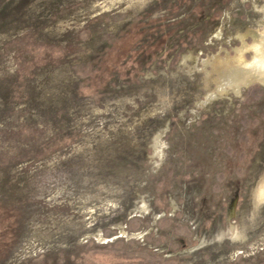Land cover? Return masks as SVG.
<instances>
[{
    "label": "rangeland",
    "instance_id": "1",
    "mask_svg": "<svg viewBox=\"0 0 264 264\" xmlns=\"http://www.w3.org/2000/svg\"><path fill=\"white\" fill-rule=\"evenodd\" d=\"M256 38L264 0H0V264H264Z\"/></svg>",
    "mask_w": 264,
    "mask_h": 264
},
{
    "label": "bare ground",
    "instance_id": "2",
    "mask_svg": "<svg viewBox=\"0 0 264 264\" xmlns=\"http://www.w3.org/2000/svg\"><path fill=\"white\" fill-rule=\"evenodd\" d=\"M252 49L254 50V56L252 61H246L243 59V51ZM240 57L236 60V63L228 70L224 71L227 75L233 74L238 76V82L234 86L236 92L242 87L240 82L243 84H249L260 75L264 74V41L259 42L256 38L254 44L241 48L239 50ZM228 67V66H226ZM245 71V72H244ZM247 71V73H246ZM240 81V82H239ZM244 86V85H243ZM262 178V177H261ZM256 201L264 198V177L260 180L254 191Z\"/></svg>",
    "mask_w": 264,
    "mask_h": 264
}]
</instances>
